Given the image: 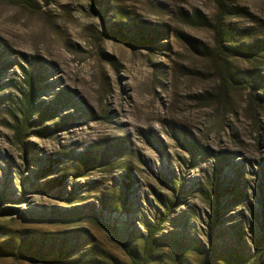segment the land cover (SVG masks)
<instances>
[{
    "label": "rangeland",
    "instance_id": "obj_1",
    "mask_svg": "<svg viewBox=\"0 0 264 264\" xmlns=\"http://www.w3.org/2000/svg\"><path fill=\"white\" fill-rule=\"evenodd\" d=\"M0 47V245L16 253L0 264H130L111 227L141 255L159 215L146 264H176L170 237L200 264L213 232L210 264H264V0H0ZM37 61L40 99L81 103L65 123L25 118ZM105 139L122 154L99 160ZM52 208L72 218L36 215ZM55 234L40 258L18 250Z\"/></svg>",
    "mask_w": 264,
    "mask_h": 264
},
{
    "label": "trees",
    "instance_id": "obj_2",
    "mask_svg": "<svg viewBox=\"0 0 264 264\" xmlns=\"http://www.w3.org/2000/svg\"><path fill=\"white\" fill-rule=\"evenodd\" d=\"M153 35L154 36H159V32L153 30ZM117 35V31L112 33V36ZM154 36H148V37H144V36H139L138 34L132 35L130 37L128 36H122L120 34L119 37H121L122 40H124L126 43L131 44L133 42H137L138 44H142V45H149V43H153V37ZM128 38V39H127ZM131 42V43H130ZM250 47V46H249ZM3 49L0 47V58L1 55L3 54ZM239 51L241 52V54H249L250 53V49H239ZM5 53V52H4ZM244 54V55H245ZM9 63V62H8ZM31 67L29 69H24L23 67H21V70L23 72L22 76L25 80V87L24 90H22V95L24 96L25 102H26V106H25V118L27 116L31 117L35 114L39 115L40 118H42L44 115L48 116H52L53 114H58L60 115V117L62 118V121L65 123L66 120L71 119L72 117V113L71 112H67V113H63L60 114L58 111L61 110L63 107L66 106H74L76 113L82 108L81 107V103H77L75 102L74 99V95H73V91L68 90V88H63L60 89L58 91H55L52 95V97H50L48 100H44V99H40L41 94H43L42 92H44V87L47 84H44L43 81L45 79V70L47 68L46 64H44L43 62H39L37 61L36 63H30ZM3 95H0V101L2 99ZM76 113L74 114L76 116ZM61 122H55L54 125L55 126H62ZM61 128V127H60ZM58 130V129H57ZM45 133V132H44ZM24 147L26 149H29V146L27 144L24 143ZM123 147L122 144L120 142H118L117 140L111 141L109 139H105L104 142L102 143V145L100 146L98 155L100 158H98L101 161L107 160L108 158H110L111 156H115V155H120L122 154ZM47 170V168L45 169L44 167H41L39 170L34 171V175L37 177L38 175H40L41 173H44ZM29 175H22V181L24 182L25 180H28ZM47 184L46 185H38L36 186L35 189H39V190H43V189H47L50 188L49 184H48V180L45 182ZM178 183H181V181H178ZM182 186V185H179ZM6 191L2 190L0 192V202L1 200L4 199V197H6ZM53 210L50 211H39L38 213H36V215H40V216H44V217H49V218H54V217H65V218H72L70 217V213H66L65 211H60V210H55L54 208H52ZM22 211V213H28L25 211H29V209L27 210H20ZM165 217L163 218L162 215H159L157 217V222L154 223L153 225H146L147 229L149 230L148 236L151 239V241L148 239H146V241L144 242V250L143 253L141 255H138L137 252L133 249L132 247V242H133V237L132 236H126L125 238H122L119 233L117 232V228L112 226L111 227V231L114 235V237L116 238V240L120 243L121 248L125 251V253L130 257L129 261L130 264H146L147 261L149 260V249L151 248V245L153 244V242H155V240H164V236L163 234L159 235V236H155V234L157 233L158 228L161 226L162 222H164ZM68 232L70 231H65V235H63V239L61 240V244L59 246L60 249V255L59 257L62 256H66L64 252H66V248H67V241L70 240V236L71 234H68ZM45 234V233H44ZM58 234H55L54 237L52 238H47L48 236L46 235L45 237H41L43 243L41 246H39L38 251H36L34 253L33 250V245L35 243H32L29 241L28 244L23 245V243H20V246L18 248L19 251L23 252L24 254L28 255L30 257V255H34L37 254V256L35 258H40V254L44 255V254H48L47 253V247H46V242H48L49 239L51 242V251L53 250V248H55L56 246V242L57 240H60V237H58ZM171 241L173 242L172 244L176 247V264H186L185 260L182 258V243L183 239L177 238V237H170ZM211 239V244H210V248L208 250H206L205 248H199V253H200V264H210V253L209 250H212V252H215L217 247H215V243H214V232L211 234L210 236ZM35 246V245H34ZM257 246V245H256ZM14 247H6V246H2L0 245V255H12L14 256L16 253L14 251ZM237 254L239 255L238 251ZM47 258V257H46ZM72 261L71 259H66L64 261L65 264H70Z\"/></svg>",
    "mask_w": 264,
    "mask_h": 264
}]
</instances>
